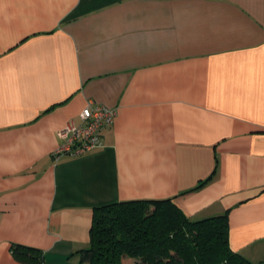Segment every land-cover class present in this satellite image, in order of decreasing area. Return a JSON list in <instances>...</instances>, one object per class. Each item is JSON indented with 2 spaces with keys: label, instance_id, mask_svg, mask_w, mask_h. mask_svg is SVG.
<instances>
[{
  "label": "crops",
  "instance_id": "0c3cea01",
  "mask_svg": "<svg viewBox=\"0 0 264 264\" xmlns=\"http://www.w3.org/2000/svg\"><path fill=\"white\" fill-rule=\"evenodd\" d=\"M88 99L100 146L55 159ZM171 196L264 264V0H0V264H77L94 207Z\"/></svg>",
  "mask_w": 264,
  "mask_h": 264
},
{
  "label": "trees",
  "instance_id": "16d2710c",
  "mask_svg": "<svg viewBox=\"0 0 264 264\" xmlns=\"http://www.w3.org/2000/svg\"><path fill=\"white\" fill-rule=\"evenodd\" d=\"M173 199L139 198L94 207L88 245L76 251L78 264H253L229 245L227 211L190 219ZM12 253L42 264L38 248L17 244Z\"/></svg>",
  "mask_w": 264,
  "mask_h": 264
},
{
  "label": "built area",
  "instance_id": "2783aa9c",
  "mask_svg": "<svg viewBox=\"0 0 264 264\" xmlns=\"http://www.w3.org/2000/svg\"><path fill=\"white\" fill-rule=\"evenodd\" d=\"M116 110L88 99L79 112V122L68 121L57 132L59 143L52 156L57 159L62 154L78 155L89 152L101 144V130L109 126Z\"/></svg>",
  "mask_w": 264,
  "mask_h": 264
},
{
  "label": "rangeland",
  "instance_id": "374dc122",
  "mask_svg": "<svg viewBox=\"0 0 264 264\" xmlns=\"http://www.w3.org/2000/svg\"><path fill=\"white\" fill-rule=\"evenodd\" d=\"M77 264H78V262H77Z\"/></svg>",
  "mask_w": 264,
  "mask_h": 264
}]
</instances>
